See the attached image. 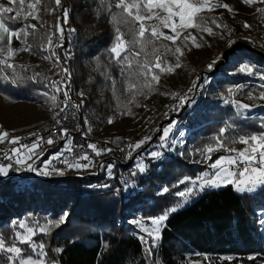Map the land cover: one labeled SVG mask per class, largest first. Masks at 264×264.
I'll return each instance as SVG.
<instances>
[{
	"label": "trees",
	"instance_id": "16d2710c",
	"mask_svg": "<svg viewBox=\"0 0 264 264\" xmlns=\"http://www.w3.org/2000/svg\"><path fill=\"white\" fill-rule=\"evenodd\" d=\"M0 3L19 7L18 4L10 5L9 0H1ZM50 3L51 0H42L38 14L45 6L50 7ZM109 3L112 4L110 11ZM65 7L68 9V23L64 25V40L58 41L63 43V47L57 48V53L60 64L70 73L71 102L81 105L76 109L79 122L85 125V118L90 113L96 114L99 120L90 119L87 126L94 131L100 121L121 117L109 111L111 101L106 97L108 88L114 87L113 81L116 85L118 78L122 80L126 75L121 71L124 65L116 62L110 48L115 43L116 27L119 26L121 32L126 33L127 30L112 20V14L120 12L113 0L105 3L102 0H61L59 17ZM82 8L88 12L79 13ZM24 9L27 11V3ZM88 16H92L91 21H87ZM23 20L21 15L10 25L19 28L23 26ZM28 31L32 33L33 30ZM124 38L130 40L131 36L126 34ZM44 41L45 32L40 30L27 38L32 53L36 55L46 53L43 51ZM162 42L157 41V47ZM17 43L20 41L14 38L11 47ZM6 48L3 55L7 54ZM161 48L162 51L158 47L159 53L165 52V48ZM130 51L135 53L140 49L135 47ZM148 51L151 52V47ZM139 59H144L143 55ZM89 61L93 63V69H87L84 75L78 66ZM224 61L219 74L207 83L208 92L223 95L235 86L262 80L263 56L236 49ZM242 62L251 66L253 74L235 67ZM7 72L11 76V70ZM20 77L23 79L15 87L6 79H0V102L13 105L18 100L28 99L42 101L46 106L51 104L41 85L31 84L25 73ZM139 84L143 87V80ZM154 90L150 91V96ZM170 118H176L186 131L182 146L173 151L160 147L161 126ZM34 119L33 115L21 116L15 124L24 125ZM230 123L227 139L262 130L255 120L234 115L229 103H220L212 98L193 103V97H187L176 112L157 121V129L151 139L138 151L144 152L142 160L147 170L143 173L134 165L136 152L122 163L115 151L96 155L88 169L70 172L52 159L63 150L65 137L57 143L47 144L38 158L33 157L34 167L40 170L43 161L51 160L53 163L48 171L57 168L64 174L41 175L39 171L16 165L9 169L7 175H0V236L11 240L21 221L32 225L38 222L43 226L48 221H58L66 213V222L52 227L48 234L38 233L39 243L44 244L47 259L53 264H153L154 258L160 264H261L264 260V226L260 223L264 214V186L257 187L255 191L240 192L232 185H226L195 195L168 216L152 258H147L145 245L130 223L135 219L158 216L174 206L179 199L174 193L184 185L181 184L179 189L173 185L185 176L195 177L204 170L206 165L195 161L199 150L213 142L219 129ZM152 150L163 152V157L151 158L149 153ZM222 152H214L212 159L225 154ZM133 172L136 174L132 175ZM28 173H32L33 178L24 182ZM20 182L21 185H17ZM125 182L131 186L126 187ZM163 187H169L170 191L161 195ZM23 248L26 250L25 246Z\"/></svg>",
	"mask_w": 264,
	"mask_h": 264
},
{
	"label": "snow or ice",
	"instance_id": "6c2138e0",
	"mask_svg": "<svg viewBox=\"0 0 264 264\" xmlns=\"http://www.w3.org/2000/svg\"><path fill=\"white\" fill-rule=\"evenodd\" d=\"M108 2V0H102V3ZM115 7L120 9L118 14H112V20L118 25H124L126 27V33L121 32L119 26L116 27L115 43L110 48V52L114 54V58L117 63L124 65L121 69L125 75V81L129 91L141 89L139 81L143 80V87L150 88L152 82H159L160 72L168 71L172 72L175 68H179L180 57L184 55L181 46L176 44V41L180 39L184 31L188 29H197L199 32L207 33L208 35H214L213 27L227 28V25H222L215 18H206L201 15L204 11H214L216 8L223 7L231 11V7L228 4H220L213 2V0H113ZM246 4H252L254 0H243ZM264 2V0H261ZM27 3V11L24 6ZM42 0H9L10 5H19V7L5 6L0 4V54L7 51V56L0 55V79H8L11 83H19L23 78L20 77L16 68L17 65L9 63L8 60L20 51H31V45L27 43L29 35H35L36 25L26 24L19 28H13L10 25L11 21H15L18 17L23 15L27 20L29 17L33 19H39L38 11L39 5ZM57 8L61 6V0H54ZM112 4L109 3V11ZM51 11H55L52 9ZM258 12H264V9H257ZM13 14V15H9ZM63 21V23H61ZM154 21V22H153ZM68 23V9L63 8L62 16L57 17V21L54 25L56 31L46 34L47 47L53 49L50 56L45 59H52L55 57V63L60 64V58L54 51L55 48L63 47V43H53V37L55 36L57 41L64 40V25ZM245 28H251V25L245 23ZM33 31L29 33L28 29ZM167 30V31H165ZM72 31H75L74 29ZM231 32V30H229ZM130 34L131 39L125 40V35ZM20 41L24 45L22 48L13 49L11 47L13 39ZM192 40L194 46L199 47L197 37L191 32L188 35L183 36V41ZM203 39V37H200ZM166 40L172 42L175 45L174 49L169 48L166 45H161L165 48V53H159L156 42ZM232 41H229L231 45ZM139 47V52H131L130 49ZM151 47V52L148 51ZM171 52L176 57V63L174 65L169 64L166 59V54ZM122 53L124 54L122 57ZM143 55L144 59H139ZM221 59L226 58L221 54ZM216 61L208 65L211 70ZM22 67V66H21ZM6 70H11V76ZM65 76L61 80L51 81L47 87L52 89V93L44 92L46 97H50L54 106H57V99L60 94L64 96V100L61 101L64 107L60 108V112L57 113V117H60V113H64L62 118L56 120L57 124H61L62 119H67L71 114L75 119L74 112L65 109H78L81 105H74L71 103L70 96V73L66 68L61 69ZM159 70V72L157 71ZM241 72L247 74H253V69L249 65H244L240 68ZM39 75V74H37ZM261 78L264 79V74H261ZM29 79H35L30 77ZM69 81V83H65ZM115 86V81H113ZM264 87V86H262ZM191 91V89H189ZM231 89L229 93L231 94ZM83 96V93H80ZM176 95V94H174ZM260 99L264 100V92L261 93ZM181 105L186 102L187 97L179 95ZM249 99L252 96L249 95ZM225 103L233 104L237 109L241 110L239 114L247 111L251 105L247 103H241L239 100L228 101ZM111 123V119L108 121ZM175 127L174 123H170L169 126L162 129V135L160 137V147H171V143H175L173 139L169 142V136L172 129ZM230 125H226L219 129V134L213 137L214 143L206 145L203 149L199 150V155L203 156L205 160H211L212 154L223 150L226 154L218 156L213 162L208 164L209 171H204L197 174L195 177L185 176L183 179L178 180L173 187L179 189L183 184L185 187L174 193L179 199L174 206L166 209L158 216L146 217L135 219L132 223L137 227L140 235L141 242L145 245V251L147 258H152L153 250L157 247L158 240L160 239V232L164 222L168 216L177 211L180 207L187 204L189 200L200 192L205 191L207 188L220 187L226 185H233L237 191H255L257 187L264 186V131L259 133H251L238 135L236 137H230L225 139V134L228 132ZM261 128L264 129V123L261 124ZM61 137H67L69 131L67 128H61ZM32 135H35L33 133ZM183 136V133H180ZM9 137L8 132L0 133V143H3ZM21 137H13L8 140L10 145H16L11 147L4 155V159L8 163L0 164V175H7L9 169L14 168L16 165H24L30 171H39L41 175H49L52 173H58L63 175L64 172L61 169L51 168V172L48 169L51 167V160L43 161V169H36L34 167L35 161L33 157L39 156L37 149L41 146L43 138H40L37 142L31 144H20ZM151 137H144L135 144L128 145V148L135 151L140 148L144 143L150 140ZM47 144L54 143L53 138L49 137L46 141ZM240 143L244 145L241 149L234 147H228L229 144ZM75 145L71 140H66L64 150L55 154L52 159H61L65 152H72ZM83 147V146H80ZM88 149H91L95 155H100L102 152L112 151L110 148L100 149L96 144H88ZM124 151V149H121ZM127 155L131 158V152ZM164 153L160 151H152L149 156L153 159H161ZM32 160V163H28ZM89 161V163H81L80 161ZM92 157L87 153L82 155L77 154L72 157V160H63L62 162L67 165L69 169H88L91 167ZM111 167V166H110ZM136 168L140 173L145 172L146 165L143 162H139ZM136 173L133 172L132 175ZM239 177V178H238ZM126 187H130L125 182ZM106 187V186H105ZM170 191L169 187H163L160 194H166ZM67 214H62L58 221H48L45 225L41 226L38 222L35 225L30 224L28 221H21L17 224V231L14 234V238L9 240L6 237L0 236V254L6 256V264H53V262L47 259V253L44 250V244H37L33 239L38 232L48 234L52 227H59L60 224L66 222ZM261 226H264V214L260 219ZM21 245H27L32 250V255H26L25 249ZM56 251H62L57 249ZM155 264V262H154ZM191 264V262H190Z\"/></svg>",
	"mask_w": 264,
	"mask_h": 264
},
{
	"label": "rangeland",
	"instance_id": "374dc122",
	"mask_svg": "<svg viewBox=\"0 0 264 264\" xmlns=\"http://www.w3.org/2000/svg\"><path fill=\"white\" fill-rule=\"evenodd\" d=\"M213 2L228 4L232 10L229 11L223 7H219L211 12L204 11L201 13V15L206 18H215L220 24L227 25V28H217L215 25H211L215 33L214 35H208L207 33L199 32L197 29H188L184 31L180 39L176 41V44L181 46L184 52V55L180 57L181 66L179 68H175V70L172 72H160L159 82H152L150 88L141 87L139 91H129L125 81V76H122V80L118 78V83L114 87L108 88L109 95L106 97V99L111 101V104L109 105V111L112 114L118 113L121 117H108L104 119V121H100V125L97 130L89 131L102 138L126 135L131 137L132 141L139 142L146 136H152L154 131L157 129V121L167 118L169 113H174L179 109L181 104L179 95H184L189 91V89H191V94L188 97H193V103H198L199 100L207 98L216 99L220 103H225V100H239L241 103H247L251 105V107L242 114H239L241 110L237 109L233 104H229L233 108V114L237 117L253 119L259 123V126L264 123V100L259 98L261 93L264 92V87H262L264 86V79L261 78V81L256 80L235 86L231 89V94L228 92L222 95L211 93L206 90L207 83L212 77H215L219 74V68L225 63L224 59H221L220 57L223 50L230 46L229 41H232L233 43L236 41H241L257 51V53L252 51L253 53L264 57V12L257 11V9H264V2H261V0H254V2L250 5L244 3L243 0H213ZM52 9H55V11H51ZM58 12L59 8H57L55 5L54 0H51L50 7L45 6V8H42L40 15L38 14L39 19H33L31 17L27 20H23V26L26 24H34L36 25L35 31L40 30L45 32V44L43 51H46L47 54L40 53L39 55H36L33 54L32 51H20L18 54H15L8 60L9 63L17 65L16 72L19 76L25 73L26 78L31 84L41 85L43 89L50 94L52 93V89L47 87V85H49L51 81L61 80L64 78V72L61 70L63 66L61 64L57 65L54 62L55 57L52 59H45V57L50 56L51 51L53 50L47 47L46 34L56 31L54 25L57 21V17H59ZM84 12H88V10L84 8L79 10V13ZM91 20L92 16H88L87 21ZM245 23L251 25V28H245ZM229 30H231V32H229ZM189 32L197 37V42L200 44L199 47L194 46L191 39L186 42L183 41V36L188 35ZM200 37H203V39H200ZM161 41H164L162 42V45H166L169 48L174 49L175 45H173L172 42L166 40ZM57 42L58 41L54 36L53 43L55 44ZM22 47H24L23 44L17 43L13 49ZM158 47L162 51L161 46L158 45ZM55 49L57 53V48ZM31 54L32 56H30ZM7 55L8 54H5L3 56ZM166 59L169 64L174 65L176 63V57L173 56L171 52L166 54ZM213 61H216V63L210 70L208 65L212 64ZM218 63L221 64L218 65ZM244 65L248 64L246 62H242L237 64L235 67L240 69ZM78 67L79 71H82L81 73H84L85 75L87 73V69H93V63L91 61L87 62L86 64L81 63ZM157 71L159 72V70ZM30 77H34L35 79H29ZM6 80L11 86H16V83H11L8 79ZM112 80L113 79L111 77V81ZM153 88L155 89V92L152 96H150V91ZM157 90L160 91L159 94H157ZM249 95L252 96V99H249ZM52 106V100L49 106H46L42 101L36 102L30 101L28 99L18 100V102L14 103L13 105H7L5 102H0V133L5 131L9 133L7 140H5L3 143H0V149L3 148L7 141L11 138L31 129L35 124L44 120L50 112ZM29 115L35 116L36 119L30 121V123L16 126L15 121L18 120L19 117ZM90 119L99 120L96 114L90 113L84 120L86 127L89 126L91 121ZM109 119H111V123L108 122ZM170 123H174L175 127L170 133L169 142L171 143L174 139L175 143H171V147H167V149L173 151L174 148L178 150L182 146L186 131L177 122L176 118H170L167 119L164 124H162L160 129V137L162 135V129L169 126ZM229 125H232V123ZM261 131H264V129ZM143 132L146 134L141 136L140 134ZM180 133H183V136H181ZM216 135L217 134L214 136ZM228 136L229 135L227 132L225 134V139H227ZM212 143H214V141L210 144ZM228 147L241 149L244 147V145L235 143L229 144ZM140 148L132 151V153H137V156L134 158L135 166L139 162H143L142 156L144 152H138L140 151ZM222 153L225 152L223 151ZM225 154H219L218 156ZM218 156L210 161L205 160L203 156L199 155L195 161L204 166L206 165L204 170L200 173L209 171L210 169L207 167L208 164L213 162ZM43 168L44 164H40L39 169ZM184 187L185 185L183 188ZM220 187L207 189H217ZM233 188L235 187L233 186ZM130 223L135 228L137 234L141 235L132 221ZM38 233L33 237L36 243L38 242L37 244H39L40 240V235ZM21 246L26 247V255H32V250L27 245ZM154 262L155 264H160L156 258H154L153 264ZM0 264H6L5 255L0 254ZM261 264H264V260Z\"/></svg>",
	"mask_w": 264,
	"mask_h": 264
},
{
	"label": "built area",
	"instance_id": "2783aa9c",
	"mask_svg": "<svg viewBox=\"0 0 264 264\" xmlns=\"http://www.w3.org/2000/svg\"><path fill=\"white\" fill-rule=\"evenodd\" d=\"M54 51L56 52V49H54ZM190 94L191 91H188L184 95L188 97ZM63 100H64V96L60 94L57 99V106L54 105L52 106L50 112L48 113L47 117L44 120L35 124L31 129L17 135L16 137L22 138L19 141V143L27 144L31 146V144L37 142L40 138H43V141H45V143H42L41 146L37 149V152L40 154L44 149V147L47 145L46 141L47 139H49L50 135L53 138L54 143H57L64 138L61 137V135L59 134L60 129L63 127V128H67L69 131V135L64 138L65 143L66 140H71L73 145H75V147L73 148L72 152H65L64 155L61 157V159H54V162L63 166L67 171L73 172L76 171L77 169H69L67 165L62 161L63 160L71 161L72 157L77 154L82 155L83 153H87L89 156H91L92 157L91 166H92L96 155L92 152L91 149L87 148V145L90 143L96 144L97 147L100 149L110 148L112 149V151L117 152L118 159L122 163L128 161L129 156L127 155V153L128 152L132 153V149L128 148V145L136 143L132 141L131 137H128L126 135H120L115 137L102 138L94 135L91 131H89V129H87L86 125L81 124L79 122L76 109H72V110L65 109L66 112L68 111L74 112L75 119H73V116L69 114L67 119H62L61 124H57L56 120L64 116V113H60V117H57V113L60 112V108L64 107V105L60 103ZM33 133H35V135H32ZM145 134L146 133L143 132L140 135L144 136ZM11 147H16V145H10L9 143H7L3 147V149L0 150V164L6 165L8 163V161L4 159V155L9 151ZM121 149H124V151H121ZM28 162H30V160ZM80 162L89 163V161H84V160H81ZM80 170H84V169H80ZM32 178H33L32 173H28L27 178L24 180V182ZM17 185H21V182L18 183Z\"/></svg>",
	"mask_w": 264,
	"mask_h": 264
},
{
	"label": "water",
	"instance_id": "95a60500",
	"mask_svg": "<svg viewBox=\"0 0 264 264\" xmlns=\"http://www.w3.org/2000/svg\"><path fill=\"white\" fill-rule=\"evenodd\" d=\"M236 49H245V50H249V51H253L256 52L254 49H252L250 46L246 45L245 43L241 42V41H236L233 44H231L228 48H226L225 50H223L222 54L227 57L228 55H230L231 53L234 52V50ZM224 60L226 58H223Z\"/></svg>",
	"mask_w": 264,
	"mask_h": 264
}]
</instances>
